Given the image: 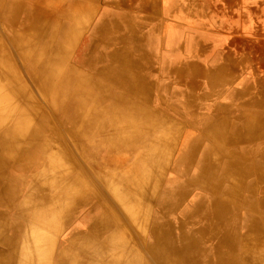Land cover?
<instances>
[{"label": "bare ground", "instance_id": "bare-ground-1", "mask_svg": "<svg viewBox=\"0 0 264 264\" xmlns=\"http://www.w3.org/2000/svg\"><path fill=\"white\" fill-rule=\"evenodd\" d=\"M55 2L60 3V0ZM67 3L62 17L67 15L69 9H75L78 18H88L92 12V9L89 12L83 6L69 4L73 0ZM19 6L17 0L8 4L9 21L16 18ZM88 6L93 8L90 4ZM26 12L28 28L13 31L15 47L37 71L38 84L44 91L54 84L68 52L82 31V25L81 29L75 30L77 25L71 22L54 26L52 24L55 21H52L48 27L46 18L42 17L38 9ZM106 13H101L92 24L78 54V64H87L92 74H84L78 66L69 67L52 100L59 112L67 106L71 98L78 100L72 106L76 117L66 129L69 138L77 146L91 142L95 128L102 138L112 141L114 145L149 141L151 150L149 154L137 156L131 164L123 168L112 171L109 168V171H99L94 177L90 176L99 180L96 183L104 185L105 191H110L117 200L112 203V200L108 202L99 199L102 220L87 234L82 237L80 235L78 239L75 237L77 242L74 238L69 239V242L74 240L76 244H80L81 240L79 251L83 256H73L68 260L62 253L59 255L60 264L64 261L70 264H140L141 258L137 252L126 244L119 219L110 210L111 203L117 208L125 209L128 217L136 222L135 230L139 233L144 227L151 226L154 255L162 264H241L235 250L236 245L245 252L246 264L264 263V189L256 203L248 202V198L255 193L257 184L264 181V149L234 153V137H224L220 134V128L212 126L208 133L209 128L205 129L204 135L187 137L174 161V173H169L167 164L171 154V142L178 133V127L175 129L177 125L171 124L166 117L155 116L147 106L151 99L148 97L147 78L142 74V69L148 56L145 50L150 44L148 40L143 44H135V39H131L133 34L126 26L127 15L111 14L108 19ZM121 26L124 31H120ZM0 53H3L0 56V104H7L10 97L20 100L25 92L19 88V77L10 58L2 49ZM100 101H106L100 114L106 117V123L109 124L107 127L93 115L95 112L92 110ZM13 109L14 107L10 109L8 105L4 110L8 112ZM179 112L186 119L183 110ZM33 115L32 109H26L15 124L9 122L6 125L7 122H3L0 125V169L11 163V166L23 172L20 165L34 158L39 168H42L41 176L45 170H51L60 173V176L71 177V185L69 188H62V191L69 192L70 200L73 196V207L90 200L92 193L87 181L70 165L69 161H72L66 151L55 144V134L50 122L43 120L28 139V144L19 149L24 129ZM7 118L9 121L10 116ZM222 141L231 145V148L226 149L224 146L223 149ZM64 162L66 172L58 167ZM36 171L38 170L34 171L31 179L26 178L30 183L24 196L25 203L15 209L18 211H11V214L14 212L13 220L16 224L0 227V264H19L16 262L17 258L24 257L27 245L32 241L36 244L43 241L39 233L28 237L27 242L20 241L21 236L25 238V230H20L24 225L23 221L33 222V219L24 220V217L33 214L32 211L25 213V208L29 200L33 196L39 198V192L44 189L38 183ZM220 172L223 174H219ZM249 176L254 178L252 183L244 181ZM162 181H167L169 185L161 190ZM192 186L202 190L203 194L192 203L186 204L183 212L175 216V208L183 202ZM154 190L158 191L155 195ZM40 200L37 199V207L40 206ZM13 205L12 202L7 208ZM242 211L250 215V218L246 223L247 232H240L238 235L236 229L240 227ZM36 222L43 226L40 219H36ZM6 228L9 230L6 231ZM105 229H110V233L103 239L105 235L102 233L106 232ZM100 238L103 239L101 243L97 240ZM91 248L96 252H90ZM42 251L43 260L29 259L25 264H46L48 250L43 247Z\"/></svg>", "mask_w": 264, "mask_h": 264}, {"label": "rangeland", "instance_id": "rangeland-1", "mask_svg": "<svg viewBox=\"0 0 264 264\" xmlns=\"http://www.w3.org/2000/svg\"><path fill=\"white\" fill-rule=\"evenodd\" d=\"M12 1L14 0H0V49H2L6 56L10 58L12 67L19 77V88L24 90L25 94L20 100L10 97L7 104H0V115H2V118L5 117L3 120L2 118L0 119V125H2L3 122L4 124L7 122L6 125L9 122L13 125L20 119V117H22L26 109L33 110L34 115L31 116L20 140L19 149H21L28 144V139L34 134L37 126L43 120L45 122H50L55 134V144L62 147L66 151L65 153L70 156L69 158L72 161H69L70 165H73V167L84 176V179L90 187V193H92V196L90 200L79 203L73 207V196L70 200L68 199L69 192L62 191V188H69L71 185V177L60 176V173L55 171V174V172L51 170H45L41 176L42 168H39L37 160L34 158L26 160L25 164L22 163L20 165L23 172H19L11 166V163H9V165L6 164L4 165L5 167L3 166V169H0V227H5L9 224H16L13 218L14 212L18 210L15 209H19V207L25 203L24 196L27 194V185L30 183V180L26 178L31 179V175H33L34 171L38 170L36 171L38 174V183L41 184L40 186L44 187L39 194L41 195L40 197L43 198L40 200V197L33 196V198L29 200L25 208L26 211L24 212L29 213L32 211L33 214L24 217V220L28 221L29 219H33V222L24 223L23 221L24 225L20 230H25V233L23 232L25 238L23 239L21 236L20 241L22 242V240H24V242H27L26 239L32 237L35 233H39L42 236L43 241H39L40 245L39 242L36 244L32 241V243L27 245L28 249L24 251V257L17 258L16 262H19V264H25L29 259L43 260L44 255L42 250L44 247L45 250H48L46 264H60L59 255L62 253L65 254L68 260L73 256H83V253L79 251V248H81L82 245L81 240L80 244H76L74 240L75 237L80 238V235L82 237V235L87 234L90 229L102 220V212L100 211V205L98 204L99 199L108 202L112 200V203L115 202L114 200H117L110 191H105L104 185L102 186L101 183H96L97 181L99 182V180L96 178H90V176L92 175L94 177L99 171H109V168H111L110 171H112V169L123 168L128 164H131L137 156L149 154L151 147L149 141L140 144L130 142L114 145L112 141L102 138L94 127V139L83 146H77L76 143L69 138L66 129L76 117V112H73L72 106L77 104L78 100L75 97L71 98L67 102V106L64 107L61 112L57 111V106L52 100L54 92L62 83L65 72L69 67L78 66L84 74H92L87 64H78V54L81 45H83L86 40L88 32L92 29V24L96 22L99 16H101V13H103V7L96 6L92 8L90 6H84V8L89 9V12L92 9L88 18L85 16H80V18H78L75 9L67 10V15L62 17L61 14L69 0H60V3L55 2V0H17L20 5L18 8L19 13L16 14L17 16L14 20L10 19L9 21L7 18V7ZM61 1H63V3H61ZM31 9H38V12L42 13V17L46 18L45 20L47 21L46 24L48 27H50L52 21H55V23L52 24L54 26L60 25L62 22H71L72 24L79 26H75V30L82 28V31L78 34V38L72 45L73 48L66 56L64 65H62L61 70L56 75L54 84L44 91L41 89L40 84H38L37 71H35L34 67L18 53L15 47L13 31L17 32L28 28V22L25 17L27 13L26 11ZM118 11V8L112 7V13H118ZM81 25L82 27L80 28ZM2 55L3 53H0V56ZM143 75L145 76V73ZM145 77H148L146 83L148 86L147 93L149 94V99H151L147 103V106L154 112L155 116L161 118L166 117L171 124L177 125L175 129L178 127L179 134L176 133L171 142V154L167 164V171H170L169 173H174V161L179 154L180 147L184 144L188 136L196 137L200 135L198 133L199 129H194L192 132L195 133V135H188L183 140L185 131L184 123L186 122V119H184V117H182L183 115L179 112V110L182 109V103L176 101L172 102L173 99L171 97L167 98L165 93L163 94V84L158 82L151 74L149 75V72H147ZM2 83L4 84V81H2ZM171 91L174 90L171 89ZM150 94H152V97ZM4 97H6V93H4ZM105 104L106 101L98 102L96 108L92 111L95 112L93 113L94 118L96 117L98 121L104 122V125L107 127L109 124L106 123V117H104L103 114H100L101 108H103ZM8 105L10 109L14 107L13 111L10 110L6 112L4 110ZM202 115H204V113L202 114L201 112H198V114H196V117H198L196 118L197 125H199L200 122H203V120H200V118L203 117ZM8 116H10L9 121L6 120L8 119ZM150 132L153 133L154 130H150ZM231 137H234V135H231ZM203 140L205 139L203 138ZM13 157H15V155ZM68 166L69 164L67 163V167ZM58 167L60 170L66 172L65 162L61 163ZM219 174L223 173L220 172ZM217 178L219 179V176H217ZM253 180L254 178H252L250 183H252ZM162 182L161 190L169 185L167 181ZM263 189L264 181L257 184L255 193L248 198V202L256 203L260 198ZM157 192V190H154L153 194L155 195ZM201 194H203L202 190L198 189L196 186L190 187L183 202L178 204L175 208L174 215H180L183 212L185 205L192 203ZM36 198L41 202L39 207H37ZM12 202L14 205L7 208V205L10 206ZM152 202L153 200L151 199V206ZM112 203L109 204L111 207L110 210L113 214H116L119 219L118 223L122 227L120 228L121 231L124 230L122 233L126 240V244L135 253L137 252V248L141 251L140 253L137 252L141 258L140 264H145L143 263L145 260L148 264H162L154 255L152 248L154 239L150 230L151 226L144 227V230L139 229L143 230L139 233L135 230L136 222L134 219L128 217L124 208H117V206H115V204L113 206ZM11 211H14L13 214H11ZM259 212L263 213L261 210H259ZM241 213L242 219L240 227L236 229L238 235L240 232L243 234L247 232L248 227L246 223L250 218V215L244 211ZM154 214L155 213L153 212V215ZM36 219H40L41 222H43V226H39ZM8 230L9 229L6 228V231ZM105 231V233H102V235H105L103 239L109 235L110 229H105ZM70 238H74V240L69 242ZM103 239L100 238L97 240L101 243ZM73 242L74 244H72ZM91 249L90 252H96L93 251V248ZM235 250L241 264H246L247 262L245 260L247 259L245 258V252L241 250L239 245H236ZM63 264L70 263L64 261ZM258 264L264 263L262 262Z\"/></svg>", "mask_w": 264, "mask_h": 264}, {"label": "crops", "instance_id": "crops-1", "mask_svg": "<svg viewBox=\"0 0 264 264\" xmlns=\"http://www.w3.org/2000/svg\"><path fill=\"white\" fill-rule=\"evenodd\" d=\"M71 4L103 7L108 19L117 15L112 7L118 8L128 17L126 26L135 44L148 40L151 48L145 50L142 74L149 72L163 84L167 98L182 103L183 140L195 135L196 128L204 135L205 129L208 133L216 126L222 136L234 135V153L264 149V0H73ZM198 112L204 113L199 125ZM221 146L231 148L223 141Z\"/></svg>", "mask_w": 264, "mask_h": 264}]
</instances>
